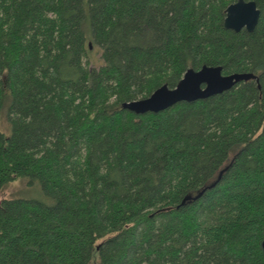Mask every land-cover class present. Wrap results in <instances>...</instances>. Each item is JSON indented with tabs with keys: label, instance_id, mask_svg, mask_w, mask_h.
<instances>
[{
	"label": "trees",
	"instance_id": "16d2710c",
	"mask_svg": "<svg viewBox=\"0 0 264 264\" xmlns=\"http://www.w3.org/2000/svg\"><path fill=\"white\" fill-rule=\"evenodd\" d=\"M253 1L255 29L236 33L234 0H0V190L25 178L49 199H0V264H264ZM203 65L258 81L157 113L122 108Z\"/></svg>",
	"mask_w": 264,
	"mask_h": 264
},
{
	"label": "water",
	"instance_id": "95a60500",
	"mask_svg": "<svg viewBox=\"0 0 264 264\" xmlns=\"http://www.w3.org/2000/svg\"><path fill=\"white\" fill-rule=\"evenodd\" d=\"M259 14L254 1L237 0L225 8L224 27L235 32L242 28L252 31L258 22ZM89 47L91 48L90 43ZM249 79L258 81V76L251 72L223 74L221 66L203 65L196 70L187 69L176 86L170 88L164 84L149 96L123 102L121 106L135 114L157 113L179 102H192L220 94ZM261 247L264 251V236Z\"/></svg>",
	"mask_w": 264,
	"mask_h": 264
},
{
	"label": "rangeland",
	"instance_id": "374dc122",
	"mask_svg": "<svg viewBox=\"0 0 264 264\" xmlns=\"http://www.w3.org/2000/svg\"><path fill=\"white\" fill-rule=\"evenodd\" d=\"M86 2V0H84ZM84 26V23H83ZM85 63L89 67H98L101 65L102 61L100 59V49L97 46L91 45L84 59ZM0 129L5 133L8 132V124L4 115L0 119ZM39 183H35L32 186L26 184L25 178H17L8 184L4 189L0 190V199L2 198H31L38 199L41 201H46L49 203V199L44 196Z\"/></svg>",
	"mask_w": 264,
	"mask_h": 264
},
{
	"label": "flooded vegetation",
	"instance_id": "af4514ba",
	"mask_svg": "<svg viewBox=\"0 0 264 264\" xmlns=\"http://www.w3.org/2000/svg\"><path fill=\"white\" fill-rule=\"evenodd\" d=\"M236 1H237V0H234V2H236ZM245 1H250V0H245ZM252 1H253V0H252ZM255 4H256V3H255ZM256 7H257V5H256ZM257 8H258V7H257ZM258 10L260 11L259 8H258ZM259 17H260V14H259ZM258 20H259V18H258ZM257 23H258V22H257ZM256 25H257V24H256ZM255 27H256V26H255ZM255 27H254V29H255ZM243 29L246 30L245 28H242L241 30H243ZM254 29H253V30H254ZM241 30H240V31H241ZM253 30H252V31H253ZM240 31H239V32H240ZM246 31H247V30H246ZM252 31H247V32H252ZM234 32H235V31H234ZM236 33H237V32H236Z\"/></svg>",
	"mask_w": 264,
	"mask_h": 264
}]
</instances>
